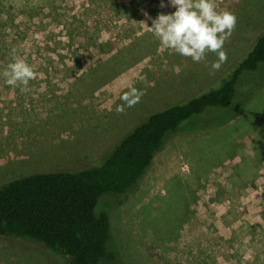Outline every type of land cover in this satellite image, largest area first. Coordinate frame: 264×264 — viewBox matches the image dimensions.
Returning a JSON list of instances; mask_svg holds the SVG:
<instances>
[{
	"label": "rangeland",
	"instance_id": "obj_1",
	"mask_svg": "<svg viewBox=\"0 0 264 264\" xmlns=\"http://www.w3.org/2000/svg\"><path fill=\"white\" fill-rule=\"evenodd\" d=\"M216 3L238 23L227 62L210 74L215 54L196 63L150 31L175 11L169 0H0V72L16 49L37 73L56 74L27 93L0 76V186L95 166L150 114L218 88L264 32V0ZM133 87L145 94L118 114ZM187 130L167 139L134 190L102 198L120 264H264V64L242 75L232 107ZM0 264L67 263L0 237Z\"/></svg>",
	"mask_w": 264,
	"mask_h": 264
},
{
	"label": "trees",
	"instance_id": "obj_2",
	"mask_svg": "<svg viewBox=\"0 0 264 264\" xmlns=\"http://www.w3.org/2000/svg\"><path fill=\"white\" fill-rule=\"evenodd\" d=\"M263 64L264 32L218 88L150 114L97 165L32 174L0 186V237L39 244L67 264H120L110 214L99 211L102 198L134 190L170 136L232 107L242 75Z\"/></svg>",
	"mask_w": 264,
	"mask_h": 264
},
{
	"label": "clouds",
	"instance_id": "obj_3",
	"mask_svg": "<svg viewBox=\"0 0 264 264\" xmlns=\"http://www.w3.org/2000/svg\"><path fill=\"white\" fill-rule=\"evenodd\" d=\"M169 3L175 11L171 14L161 12L149 27L161 47L174 50L196 63H205L209 53L215 54L217 60L211 64L210 74L219 71L228 59L224 45L235 31L236 15L228 10L218 11L216 0H169ZM167 6L163 2L160 4L162 9ZM0 76L6 85L19 87L21 92L27 93L30 81L35 80L38 73L16 54V49H12V62ZM144 94L143 90L134 87L125 92L121 105L116 108L117 113L123 114L126 108L137 105Z\"/></svg>",
	"mask_w": 264,
	"mask_h": 264
},
{
	"label": "crops",
	"instance_id": "obj_4",
	"mask_svg": "<svg viewBox=\"0 0 264 264\" xmlns=\"http://www.w3.org/2000/svg\"><path fill=\"white\" fill-rule=\"evenodd\" d=\"M53 75H56V74L55 73H41V72H39L38 76L35 80H51V79H54ZM2 93H3V91H2V89H0V96H2ZM15 102H17V101H15ZM26 102H28V101H26Z\"/></svg>",
	"mask_w": 264,
	"mask_h": 264
}]
</instances>
